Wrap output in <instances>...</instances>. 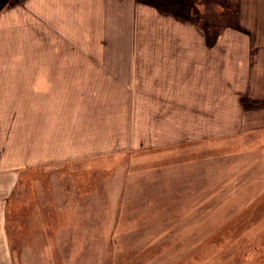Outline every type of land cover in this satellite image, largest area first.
<instances>
[{"label":"crops","instance_id":"obj_1","mask_svg":"<svg viewBox=\"0 0 264 264\" xmlns=\"http://www.w3.org/2000/svg\"><path fill=\"white\" fill-rule=\"evenodd\" d=\"M29 6L33 64L0 83V264H181L158 238L192 217L182 233L201 248L195 204L169 202L180 153L195 177L209 154L208 196L239 175L264 183V0ZM222 140L245 159L219 161Z\"/></svg>","mask_w":264,"mask_h":264},{"label":"rangeland","instance_id":"obj_2","mask_svg":"<svg viewBox=\"0 0 264 264\" xmlns=\"http://www.w3.org/2000/svg\"><path fill=\"white\" fill-rule=\"evenodd\" d=\"M25 1L0 0V83L7 80V70L28 74V72L18 68L21 67V64H33L34 8L31 6L25 8ZM225 6L219 7V21L228 13ZM13 22H18V24ZM19 70L22 71L19 72ZM44 107L53 108V111H56L61 106L48 105ZM226 143L227 140L219 142V161H228L233 164L245 159L241 149L239 151L238 149L231 152L227 151L225 149ZM182 155L184 157L181 159L187 161L186 184L180 188L181 191L180 194H177L178 196H173L171 193L169 202L175 207L184 202L186 211L195 204L194 224L196 230L200 231L199 233L196 231L195 236L196 240L201 241V248L192 249L189 241L194 240V235L191 234L193 236L190 239L189 236L187 237L182 233L183 225L186 228L185 225L193 219L186 216L184 224L179 222L173 227H169L168 233L164 232L158 237L160 242H165L168 237L171 261L183 257L179 259L182 264L188 262L190 257L195 256L200 258V264H259L264 253V183L254 184L251 182L246 187V184H241L245 183L247 178L239 175L235 182L231 180L218 184L216 187L219 194L208 196L206 194L212 191L211 184L215 187L209 175V168H206L210 158L209 154L204 152L196 156V160H200L202 166L196 170L198 172L196 177L194 175L188 176L193 172L191 166L194 162V153L191 150L180 153V156ZM263 180L264 177L261 182ZM184 188H189L184 192L185 197L181 194ZM254 193H259V196L254 195ZM175 207H171V209ZM178 218L183 219L179 214H175L169 217V221H177ZM159 219L156 228H160ZM10 226L11 220L9 228ZM191 226L193 227V224ZM185 230L188 235V231L193 229ZM162 236H164L163 239ZM255 242L257 243L255 244ZM162 251L167 252L159 249L158 255H161Z\"/></svg>","mask_w":264,"mask_h":264}]
</instances>
